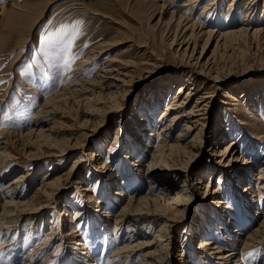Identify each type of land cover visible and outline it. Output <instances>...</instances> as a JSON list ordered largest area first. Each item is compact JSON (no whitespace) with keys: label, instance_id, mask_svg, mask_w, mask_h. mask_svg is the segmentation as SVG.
Returning <instances> with one entry per match:
<instances>
[{"label":"rangeland","instance_id":"rangeland-1","mask_svg":"<svg viewBox=\"0 0 264 264\" xmlns=\"http://www.w3.org/2000/svg\"><path fill=\"white\" fill-rule=\"evenodd\" d=\"M165 1L168 2L169 0H56L49 4L47 0H0V6L3 5L0 11V132L5 131L6 136L11 137L12 133L16 135L27 132L32 128L40 129V126L33 125V117H35L37 110L42 107L46 99L54 93L60 92L63 86L75 80L74 78L78 76V80H87L93 78L96 74H101L102 71L99 68L100 66L104 68L106 65V63H103L104 59L115 57L117 60H133L138 68V73L126 86L123 94L118 97L116 105L104 112L102 110L98 111L95 120H100L94 126L95 129H92L94 131H89L90 136L87 140L89 143H86L82 148L71 150V154L65 156L64 159L55 156L29 158L23 153L21 154L15 144H12V149H8L11 156L8 158L6 166L3 167V171L0 172V210L4 201L11 198V189H8V194H4V189L8 188L4 186L19 174L24 176L21 181L15 184L16 188L13 191L20 194L15 195L13 199L27 202L31 200L35 189L41 185V181L45 176L49 175L50 180V178L68 170L71 165H73V168L70 177L60 180L57 185L58 188H62L58 189L56 187L54 194L47 197L49 204L41 208L39 216L34 215V212L29 210V206L21 209V204L17 205V209L20 208L17 214L23 218L14 222L16 228L9 230L8 234L4 233L5 229L2 230L0 245L2 242L8 244L15 240V243L10 246L15 245L18 255L11 258L9 252L5 251L6 247L0 248V264H22L25 256H28L26 258L31 264H66V257L76 245L78 251L82 254L76 252L77 256L72 257L71 264H74V262L93 264L94 259L96 264L117 263V260L121 257L115 259L113 255L118 247L127 243L126 236L133 233L132 230H129L133 228H129V224L116 225L113 222V216L117 214L124 199L121 198L113 207L105 209L103 205H99L100 207H93L94 205H92L90 207L91 211L100 218L98 220L100 234L93 237V239L87 235L85 223L78 224L75 213L78 208L81 209V203L75 200L71 203L73 200L71 197L72 193L76 192L79 187H81L80 190L83 187H89L90 190L87 193L94 199L102 197L104 173L107 168L108 170L109 168H112V170L122 168L119 159L128 142H130L128 129H131L133 124L132 115L136 113L140 100L151 97L152 92L155 90V88L151 90L154 84L158 83L160 88L166 89V92L161 95L160 93L157 94L161 96L160 98H164L165 94L168 93V98L154 110V121L165 109V105L171 96L177 91L176 84L178 80L182 78L190 79L187 82H192L191 86L194 89L204 91L202 90L203 87L209 88L207 90L213 91L212 99L224 100L223 102L228 103L227 105L220 104L210 108V117L203 129L204 137L210 134L213 123L219 117L224 118L227 115L229 121L238 123L239 120L243 124L239 125L234 135L224 139L220 144L221 148L230 140H238L237 137L240 135L237 136L236 133H239L240 126L246 128L244 135L247 138H254L255 146L264 147V36H260L258 39L236 40L228 47H217L215 41H211L204 48L205 40L200 39L197 42L198 46L196 45L193 58L195 60L200 57L199 60L202 63L206 59L213 61V67L218 72V79L211 81L196 74L197 72L191 71L192 68L188 66H180V57L178 54L175 55L173 51L178 49V42L170 44V36L166 33L167 29L164 24L151 27L155 25L159 17V7L163 3L165 4ZM184 1L179 0L176 6ZM210 1L212 0H201L200 4L194 7L195 9L190 11L189 7L181 14L188 16L192 21H197L206 28L219 29V26L215 27L214 25H230L231 19L227 14L231 7H228L230 0H214L216 2L215 10L202 12L199 16L202 7ZM246 1L249 0H234L233 2L236 3L233 5L235 7L233 12L234 27H238L244 17ZM252 3H254L259 18L260 12L264 14V0H252ZM18 9H21V11ZM16 10L19 13L23 12L30 17L32 16L30 23L23 27L15 23L6 26V20L15 16ZM164 16L166 20L168 15L165 14ZM262 22H264V18ZM173 25L171 24V27ZM220 29L222 28L220 27ZM48 34H51V39L43 41L41 37ZM109 40L120 42L101 54H97L94 59L88 60V63L84 62L86 57H89L91 53H95L101 43ZM134 43L143 46L137 48ZM202 49L204 50L201 53ZM149 50L152 53L160 54V56L157 58V62L148 68L146 63H140L146 61V58H148L146 54L149 55ZM151 62H154V59ZM143 65L147 68L141 70L144 67ZM82 67L85 68L83 71L81 70ZM171 86L173 87L169 90ZM227 92L228 94L231 93L232 98L227 96ZM221 94L226 95V97L221 96ZM243 94H246L243 99L235 100ZM66 96L68 95L66 94ZM82 108L80 107L77 110L74 106L70 110V118L73 121L84 117V113L81 112ZM75 115L78 118H75ZM73 121L71 119L64 121L65 126L62 129L65 130L63 133H59L58 140L75 137L79 134V129L72 125ZM52 122L53 120H50L42 124L44 125L42 129H47ZM148 129L142 131V135L144 133L147 136L150 131ZM177 130H179V127L173 130L172 135L176 134ZM154 135L157 134L154 133ZM161 139H166L161 133L156 138L150 135L147 141L149 146L147 147L145 143L146 154L131 157L132 161L129 159V162H132V164L130 165L137 169L139 167L143 168L149 160L153 147ZM206 145L200 153H196L189 163L191 171L195 172L201 169L206 171V168L211 164L209 149L212 148V144L208 142ZM217 146L219 145L217 144ZM98 148L101 149L99 156H94L93 160L87 158L85 153L92 150L99 152ZM258 154L264 159V149L263 151L258 150ZM247 156H251V153H247ZM81 158L84 160L81 161ZM74 159L78 160V163L73 164ZM101 163H103V168H98L97 165ZM256 167L258 165L254 167L255 170L253 169L251 179L256 176ZM92 170L98 172L95 174ZM209 175V172H206L203 177V184L210 180L209 191H212L216 186H220V183H218L216 173L214 179L213 177L210 179ZM138 180L135 185L140 188L141 194H145L150 181H144L141 178H138ZM75 181L78 183H75ZM250 181L253 183V180ZM182 183L183 176H178L176 184L181 185ZM243 186L245 187L247 184H243ZM115 187L116 185H113L112 190L115 191ZM159 189L157 187V190ZM221 189H223L224 197H226L225 191L230 196L228 198L230 200L227 199V203L233 211H230V214L240 218L239 200L235 202L231 198L233 197L232 194L229 191L227 192V188L221 187ZM131 190L129 189L126 193L130 194ZM45 198H40L43 199L42 203H46L47 199ZM224 201L226 202V200ZM202 205V200H196L187 218L180 221L181 223L177 224L173 231L169 229L171 243L168 250L171 253L177 254L181 250L187 253L192 241L189 238L184 240L185 235L182 237L183 227L184 225L189 226V232L191 234L194 232L195 225L203 211ZM60 209L65 210L67 215L59 214ZM82 210H84V207ZM103 210H107L109 215L102 216ZM263 212L264 207L262 208ZM106 217L107 219H105ZM142 226L140 232L146 234H135L130 244L149 240L154 235V228L148 233L147 226L145 224H142ZM115 227L118 228V231ZM252 227H254L253 224L249 225L248 229H245L239 237H236V234L233 233L226 235L216 227H212L210 232H206L204 239L212 238V241H216L218 246H225L224 241L228 239L230 244L236 245L239 254L243 253L242 261H244V264H262L264 262V243L257 247L243 245L246 235ZM72 229H75L76 232ZM60 236H63L62 241H60ZM223 237H226V239ZM198 240L194 239L193 243L198 242ZM77 242H82L90 250V256H83L85 248L80 251L79 247L83 246ZM192 246L191 248H193ZM145 251V248H139L138 245L128 257L129 260L121 264H135ZM194 259L196 258L194 257ZM199 260L202 264H219L217 260L210 261L203 258H199Z\"/></svg>","mask_w":264,"mask_h":264},{"label":"bare ground","instance_id":"bare-ground-1","mask_svg":"<svg viewBox=\"0 0 264 264\" xmlns=\"http://www.w3.org/2000/svg\"><path fill=\"white\" fill-rule=\"evenodd\" d=\"M54 1L56 0H47V3H53ZM178 1L169 0L168 2L165 1V4L160 5L159 17L155 25L151 27L164 24L167 29L166 33L170 36V44L178 42V49L173 51L175 55L178 54L180 57V66L192 68L191 71L197 72L196 74L203 76V78L215 81L218 79V72L215 71L213 67L214 63L210 59H206L203 63L199 60L200 57L194 60V51L200 39L205 40L203 44L204 48L211 41H215V46L217 47H228L236 40L258 39L260 36H264V22H262L264 14L260 12L258 18L252 0L245 2L244 17L241 19L238 27H234L233 22L235 19L233 13L235 7L233 5L236 3H233L234 0H230L228 7H231L227 14L231 19V23L228 26H225V24L214 25L215 27L219 26V29L206 28L197 21H192L188 16L181 14L189 7L190 11L195 9L194 7L198 6L201 0H185L176 6ZM215 3L214 0L206 3L199 12V16L202 12H208V10L214 9L216 7ZM2 6H0V11ZM18 10L21 11V9ZM165 14L168 15L166 20ZM254 16L256 17L255 19L253 18ZM31 20L32 16L30 17L27 13L23 12L19 13L16 10L15 16L6 20V26L15 23L23 27L27 23L29 24ZM171 24H174L173 27H171ZM118 42L120 41L109 40L101 43L95 50V53H91L89 57H86L84 62L88 63V60L94 59L97 54H101L105 50L110 49L114 44L117 45ZM142 46L141 44H135L137 48ZM146 56H148L146 61L140 64L146 63L149 68L157 62L160 54L152 53L149 50V55L146 54ZM153 59L154 62H151ZM182 62L184 63L182 64ZM103 63H106V67L104 66L103 68V66H100L101 74H96L93 78L87 80H78V76L74 78L75 80L63 86L60 92L58 91L46 99L42 107L37 110L35 117H33V125L40 126V129L32 128L27 132H21L16 135L12 133L11 137L9 135L6 136L5 131L0 132V172L3 171V167L6 166L8 158L11 156L8 149H12V144L17 146L21 154L23 153L29 158L36 159L55 156L64 159L65 156L67 157L71 154V150L82 148L86 143H89L87 141L90 136L89 131L100 120H95L97 119L98 111L102 110L104 112L108 108L116 105L115 103L118 97L123 94L126 86L130 84L132 78L138 73V68L133 60H117L115 57H109L104 59ZM147 67L144 66L141 70ZM84 69L82 67L81 70L83 71ZM189 80L184 78L178 80L176 84L177 91L171 96L165 105V109L162 110L155 121L153 120L154 110L168 98V93L165 94L164 98H160V95L166 92V89L160 88L158 83L154 84L151 90L154 88L155 90L152 92L151 97L140 100L136 111L137 114H133L131 118L133 119L131 129H128L130 142H128L119 159L122 168L119 170H112V168H109V170L108 168L106 169L102 182V197L94 199V197L90 196L87 193L90 190L89 187H83L81 190V187H79L76 192L72 193L71 198L73 200L71 203L74 200L81 203V209L78 208L75 213L77 222L79 225L85 223L86 233L92 238L100 234L98 228V220L100 218L91 211L90 207L92 205H94L93 207L103 205L105 209L113 207L121 198L124 199L117 214L113 216V222L116 225L129 224V228L133 227L129 229L133 233L126 236L127 243L118 247L116 253L113 255L115 259L121 257L117 260L116 264L127 262L129 260L128 257L138 245L139 248L143 247L146 251L135 264H202L199 258L209 259L210 261L217 260L219 264H244V261H242L243 253L239 254L236 245L230 244L228 239L224 241L225 246H218L216 241H212V238L204 239L206 232H210L212 227H216V229L226 235L233 233L236 234V237H239L245 229H248L249 225L253 224L254 227L246 235V240L243 245L246 247H257L264 243V212L262 213V208L264 207V159L258 154V150L263 151L264 147H260L259 145L255 146L254 138H247L244 135L246 128L240 126L239 133H236L238 134L237 136L240 135L237 137L238 140H230L229 143L221 148L220 144H222L224 139L230 135H234L239 125L243 124L239 120L238 123L229 121V116L227 117V115L224 118L219 117L213 123V129L210 134L206 135L207 138L204 137L203 129L205 124L208 123L210 108L220 104L227 105L228 103L223 102L224 100L212 99L213 91L207 90L209 88L203 87L202 90L204 91L194 89L191 86L192 82H187ZM172 87H169V90ZM159 93L160 95L158 96L157 94ZM224 94H221V96L226 97ZM230 94L227 96L231 97ZM246 94H243V96L239 95L237 98L235 97V100L239 101L240 98L243 99ZM74 106L77 110L83 107L81 112L84 113L82 119L75 115V118H78L77 121L74 119L76 122L70 118V110ZM70 119L73 121L72 125H75L79 129V134L75 137L58 140L59 133H63L65 130L62 129L65 126L64 121ZM50 120H53L51 126L47 129H42L44 126L42 124ZM177 127H179V130H177L176 134L172 135L173 130ZM147 128L150 130L147 136L144 133L142 135V131L144 132ZM154 133L157 135H154ZM159 133L163 134V137L166 139L157 141L150 153L147 164L143 168L139 167L137 169L132 167L130 165L132 162L130 163L129 159L132 161L131 157L133 156L139 157L145 155V143L147 144L150 135L156 138ZM208 142L212 144V148L209 149V160L211 164L206 168V171L205 169L195 172L191 171L192 169L189 163L196 153H200L207 146L206 143ZM148 146L149 144H147ZM97 150L99 152L92 150L91 152L85 153V155L90 160H93L94 156L96 157L101 154V149L98 148ZM247 153H251V156H247ZM76 159L73 160V164L78 163ZM83 160L81 158V161ZM102 164L97 165V167L103 168ZM256 165H258L256 167V176L251 179L252 171L255 170L254 167ZM72 168L73 165L68 170L50 178V180L49 175L45 176L41 181V185L35 189L31 200L27 202L13 199L15 195L20 194L19 192L13 191L16 188L15 184L21 181L24 175L19 174L4 186L8 187L4 189V194H8V189H11V198H7L4 201L3 207L0 210V233L5 229L4 233L8 234L9 230L16 228V223L14 225V222L23 218L17 214L20 211V208L17 209V205L21 204V209L29 206V210H32L31 212H34V215L37 214L39 216L41 208L49 204L47 197L54 194L60 180L62 181L65 177H70ZM92 172L96 174L98 171L92 170ZM206 172H209L210 179L212 177L214 179V174L216 173L220 186L227 188V192L229 191L232 194L233 197L231 198L235 202L239 200L240 218H236V216L230 214L232 210L227 203V199L230 196L226 194L225 189L226 197L223 196L224 192L220 186H216L212 191H209L210 180L206 184H203V177L206 175ZM99 173L101 172L99 171ZM178 176H183V183L181 185L176 184ZM138 178L144 181H150L145 194H141L140 188H137L135 185L138 183L136 182ZM173 178L175 179L174 182ZM250 180H253V183ZM75 183L78 182L75 181ZM243 184H247V186L244 187ZM113 185H116L115 191L114 189L112 190ZM155 185L160 189L157 190ZM60 188L62 187L58 189ZM129 189H132V192L127 194L126 192ZM42 197H46V203H42L44 199L41 200L40 198ZM198 199L203 201V211L195 225L194 232L192 234L189 232V226L184 225L183 227L184 233L182 237L185 235L184 240H188L189 238L192 241L190 248H188L187 253H184L182 250L177 254L171 253L168 250L171 243L169 229L173 231L175 226L181 223L180 221H184L187 218ZM55 202L58 204L57 201ZM83 207L84 210H82ZM260 213L262 215H259ZM59 214L67 215L66 211L62 209H60ZM102 214L104 217L109 215L107 210H103ZM147 223L150 224L148 225ZM142 224L147 226L148 233L154 228V235L149 240L138 241L137 244L133 245L130 244L135 234H146L145 232H140L143 227ZM115 229L118 231L117 227ZM72 230L76 232L75 229ZM62 237L60 236V241H62ZM223 238L226 239V237ZM194 239L198 240V242L193 243ZM213 239L215 240V238ZM13 243H15V240L8 243L9 245L4 242L0 245V248L6 247L5 251L9 252L11 258L12 256L18 255L14 247L15 245L10 246ZM77 243L83 246L79 247L80 251H83L84 249L82 250V248H85L83 256H90V250L82 242ZM76 252L82 254V252L78 251L77 245L73 247V250L66 257L68 264H71L70 260L72 257L77 256L75 254ZM26 257L28 256L23 258L22 264H31ZM94 261L95 259L92 263L96 264ZM74 264L87 263L74 262Z\"/></svg>","mask_w":264,"mask_h":264},{"label":"snow or ice","instance_id":"snow-or-ice-1","mask_svg":"<svg viewBox=\"0 0 264 264\" xmlns=\"http://www.w3.org/2000/svg\"><path fill=\"white\" fill-rule=\"evenodd\" d=\"M41 39H42L43 41H48V40L51 39V34L43 35V36L41 37Z\"/></svg>","mask_w":264,"mask_h":264}]
</instances>
